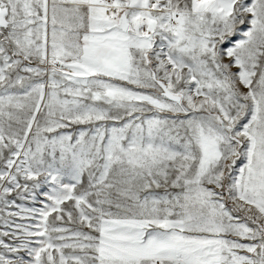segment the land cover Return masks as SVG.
Returning a JSON list of instances; mask_svg holds the SVG:
<instances>
[{"label":"snow or ice","instance_id":"obj_1","mask_svg":"<svg viewBox=\"0 0 264 264\" xmlns=\"http://www.w3.org/2000/svg\"><path fill=\"white\" fill-rule=\"evenodd\" d=\"M0 264H264V0H0Z\"/></svg>","mask_w":264,"mask_h":264}]
</instances>
